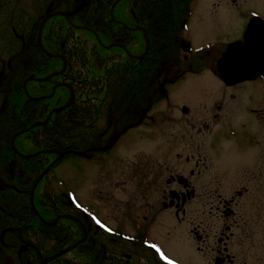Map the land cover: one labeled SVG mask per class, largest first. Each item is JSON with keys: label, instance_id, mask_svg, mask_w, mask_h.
Segmentation results:
<instances>
[{"label": "rangeland", "instance_id": "rangeland-1", "mask_svg": "<svg viewBox=\"0 0 264 264\" xmlns=\"http://www.w3.org/2000/svg\"><path fill=\"white\" fill-rule=\"evenodd\" d=\"M216 1L221 4L213 6L212 0H200L190 23L194 45H212L210 54L214 60L225 44L242 37L248 10H257L264 17V0H242L238 13L229 0ZM225 1L232 7H222ZM238 2L240 0H235L234 5ZM227 9L232 11L227 12ZM55 12L54 16L64 11L51 13ZM73 28L77 30L78 27ZM55 31L54 34L62 39V31L57 28ZM145 44H148L147 38ZM29 48L27 44L26 50L30 51ZM141 50L143 54L139 58L142 59L147 52L146 48L143 50V42ZM91 53L93 55L94 51ZM38 54L42 57L41 52ZM103 55L106 56L105 53ZM167 56L163 52L160 55ZM22 60L20 56V63ZM98 64L102 63L98 61ZM141 64L135 62L132 66L144 74V65ZM98 66L96 62L94 67ZM24 68L27 69L28 64ZM124 69L110 81L120 74L129 84L134 80L141 82L136 71L127 65ZM193 70L195 73H185L183 80L172 87L167 100L164 96L154 99L158 102L148 112L150 125L141 124L133 128L141 123L140 115L137 119L135 117L134 126H129L125 120L130 113L124 114L119 124L114 123L109 142L102 147L104 152L110 149L108 154L102 152L86 158L82 154L81 158L71 159L74 163L64 160L45 179L51 190L67 195L64 197L65 205H74L87 223L95 224L97 228L103 224L111 230L120 229L125 237H137L138 229L145 230L146 241L172 264H217V253L210 248H216L213 238L225 229L224 223L230 226L224 232L232 234L227 248L235 255V264H264V120L252 113V110H258L264 117V79H249L251 81L243 83V86L239 84L230 88L223 86L211 69ZM83 73L77 71L74 75L80 80L75 92L81 95L93 87L91 81L83 84ZM110 84L114 89L123 86L116 81ZM123 90L126 91L124 86ZM109 97L106 94L102 100L109 98V104L113 103L112 96ZM149 97L151 104L153 92ZM36 126L30 124L27 129L34 131ZM128 129L118 142L120 133ZM22 132L25 131H16L15 134ZM86 135V139L92 138L90 133ZM7 136L0 133V151L9 146L10 140H3ZM98 145L95 143L85 154L96 151ZM48 150L41 149L39 154ZM58 150L63 153L60 148ZM53 157L51 155L50 160ZM15 170L23 171L21 167ZM4 183L5 178L0 174V185ZM192 189L193 197L187 199L179 210L174 204L169 206L174 199L171 191L186 196ZM229 200L234 214L225 217L221 212L223 202L220 201ZM32 203L30 200L32 211L43 219L33 197ZM72 217L76 219L74 215Z\"/></svg>", "mask_w": 264, "mask_h": 264}, {"label": "trees", "instance_id": "trees-1", "mask_svg": "<svg viewBox=\"0 0 264 264\" xmlns=\"http://www.w3.org/2000/svg\"><path fill=\"white\" fill-rule=\"evenodd\" d=\"M78 2L79 0H0V133L8 135L5 139L10 140L11 135L16 131L40 120L39 117H43L41 120L45 119L51 107L53 108L67 100L69 90L61 86L58 89L65 91V95L61 99L56 100L54 96L50 99H29L22 90V81L29 75L44 77L54 69H61L62 61L49 57L39 47L37 42L39 26L49 12L59 10L70 12L76 9ZM124 2L121 0L118 6ZM89 3L86 14L75 15L74 21L78 24L89 25L95 30L94 0H90ZM104 19L111 22L107 16ZM56 28L62 31L63 40L54 34ZM101 35L106 43L109 42L110 36L108 34ZM137 39L138 50L141 51L143 40L141 36ZM42 40L50 51L63 52L67 56L70 75L73 74L74 77L76 67L78 72L84 71L83 84H90L89 79L95 82L103 74L109 75L104 88L107 93L103 88L94 89L96 92L91 93L93 95H89V98H85L80 103L77 99V109L73 104L70 108L52 116L47 125L37 126L34 131L30 130L32 135L25 131L15 138L16 148L23 153L40 152L41 149L57 147L73 155L63 157L56 163L50 160L51 155L49 157L48 154L29 158L0 157V174L6 182L0 188V264H37L43 257L53 255L82 237L83 230L77 221L63 217L57 223L50 225L43 222L32 211L30 204L31 188L47 166H51V168L37 184L33 196L38 212L47 221H51L61 214L75 215L87 224L89 233L87 241L44 264H172L146 241L147 233L145 230L138 229L136 231L137 237H125L123 236L124 232L120 229L111 230L103 225H99L97 228L95 224L87 223L73 204L71 207L65 205L64 197L67 198V195L54 192L51 190L52 187L50 189L45 178L62 161L68 159V162L74 163L72 162L74 160L71 159L79 156L77 152L81 151L83 146H85V150H89L98 142V139L93 137L85 139L87 133L92 135L94 128L97 129L93 106L96 105L95 101L98 95L100 100L106 94L108 97L112 96V107L122 111L121 114H117V112L109 109L107 116L109 133H112L113 130L111 123L116 121L119 124L132 104L135 108L137 101H140L141 98L137 99V95L134 94L133 101L130 102L128 101L130 93L127 94L123 87L114 89L110 84L113 81H110L113 75L125 70V63L120 61L114 64L111 62L104 63V65H112V70L109 71H116L112 74L108 71L109 68L106 69V72L100 73L99 68L94 67L96 60L101 55L96 56V48L93 43L98 44L101 51L109 56L111 55L110 51L114 49L101 47L92 31L79 28L75 30L65 17L57 15L50 18L44 25ZM63 42H65L64 47L62 46ZM27 44L30 45V51L26 50ZM135 44L137 45V43ZM93 51L92 55L91 52ZM114 51L122 52L120 50ZM38 52L42 53V57ZM20 56L23 59L22 63H20ZM39 58L43 63L35 62L34 65H31L30 70H25L24 67L27 63L30 66L31 60L37 61ZM85 59H87V63L84 62ZM82 65H84L83 70L80 68ZM119 76L124 75L119 74ZM54 78L58 79L60 75ZM123 82L125 83L126 79ZM74 85L75 87L80 86V80ZM27 88L29 92L37 95L48 94L52 91L47 83L39 81H31ZM125 88L127 89V87ZM81 104L84 106L83 108ZM78 120H84L83 125H79L80 123L72 124ZM69 122H71V126H64L65 123ZM125 122H130L128 117ZM80 127L89 129H81L82 134L85 135L84 138L77 135ZM101 132L103 133V130ZM103 137L107 138L109 135L106 134ZM6 146L2 151L4 154L15 153L10 145ZM13 161H15V167L12 175L8 166ZM17 167H21L23 171L19 173L15 170Z\"/></svg>", "mask_w": 264, "mask_h": 264}, {"label": "flooded vegetation", "instance_id": "flooded-vegetation-1", "mask_svg": "<svg viewBox=\"0 0 264 264\" xmlns=\"http://www.w3.org/2000/svg\"><path fill=\"white\" fill-rule=\"evenodd\" d=\"M120 1L121 0H94L93 14H94L95 19H96L95 20V28H96L95 30L96 31L93 29V27H91L89 25L87 26L85 24H78L74 21L75 15H83L86 12L87 8L90 5V3H89L90 0H79L78 4L76 6V9H74L70 12L73 13V15L71 16L72 24L90 27L92 29L90 31H92L95 34L97 41L99 42L101 47H105L107 49H108V47H110V48H113L114 50L122 51V52L117 53L116 51L113 50V51H110L111 57L109 55L104 56L103 55L104 53L101 51L99 45L96 43H93V46H95V48H96V50H95L96 56L101 55L99 57V59L96 60L97 62L99 61L102 63V64H97L100 66V68L98 66V68H99L98 71L100 73L106 72L107 68H109L108 71L112 70L111 69L112 65H110V66L107 64L104 65V63L111 62V64L112 63L114 64V63L120 61V62H123V64L125 63V66L127 65V68H129L130 70L136 71V75L141 80V82L134 80V81L130 82V84H129L127 82H125V83L123 82L124 76H116L113 79V81L121 82L124 87H127L126 92H127V94L130 93V98L128 101H130V102L133 101L132 98H133L134 94L137 95V99H139V97L141 98L140 101H137L135 108L133 107V104H132V107L129 110H127V113H130V115L132 114L130 117H128V119L130 120V122L128 123L129 126L130 125L134 126V122L137 119L138 115H140L141 123L136 124V126H134L133 128H136V127L140 126L141 124L147 125V126L150 125V123H149L150 120L148 121V119H149L148 112L151 111L153 108H155L156 103L158 102V100L154 101V99L155 98L159 99L160 97L163 98V96H164V99L167 100L169 92L172 89V87L174 85L178 84L179 81L183 80L185 73H195L193 70L194 68L199 69V70L205 69V68L211 69L212 74L215 75V77H217L221 81L223 86L230 87V88H236L237 86H239V84L241 86H243L242 85L243 83L254 80L258 77H261L264 79L263 75H261V76L258 75L257 77H255L251 80H249L250 78H248V79H245L243 81H240V82H237L234 84H226L225 80H223V78L219 75V73L217 71V64L216 63H217L218 58L223 55L222 52L224 51V49L226 48V46L229 43L225 44V47L223 48L222 51H220V53L218 54V56L215 60L212 57V55L210 54V52L212 53V51H213L212 45L205 44V42L203 43V45L205 44V46L194 45V35L190 34V23H191L192 18L194 16L193 14L195 12V9L199 6L200 0H124L125 2L121 6H118V3ZM229 1H230V3H233V5H232L233 10L237 11L235 13H238L239 8H240L238 6L242 3V0H240V2H238L237 5H234L235 0H229ZM212 4L214 6V5H218L221 3H218V1H216V0H215V2H214V0H212L211 5ZM229 5L230 4L226 3V1H225V3L221 6L224 8L232 7ZM124 6H125V9H124ZM221 6H219V7H221ZM231 11L232 10L227 9V12H231ZM210 12H211V10H209V13ZM246 15L248 16L247 23L250 22V20L256 16H259V17L264 19V17L262 16V13H259V12H257V10H254V9L248 10ZM106 16L111 19V22L109 20L104 19V18H106ZM71 22L69 21L68 23H71ZM247 23L243 29L242 37H240V39L235 40V41H242V42L245 41V39L243 38V35H244V33L247 29V26L249 24V23L248 24ZM186 30H187V32H186ZM134 33H137V34L135 35ZM184 33L188 34V35L185 36ZM101 34H103V35L108 34L110 36L109 42L106 43L105 40H103ZM140 36L143 40V50H144V48H146V50H147V52L144 54V57L142 59L139 57L141 54H143V52H142V50L139 51L138 48H136V44H135V43L138 44L137 37H140ZM146 38H147L148 44H145ZM132 41H134V42H132ZM182 43H184L183 46H182ZM64 44H65V42H63V44H62L63 47H64ZM193 46H196V47H193ZM197 46H199V47H197ZM153 52H154V54H153ZM162 52L167 54L168 56L167 57H160ZM63 55L68 61L67 66H66V70H65L67 72H64L63 74H61L60 78H58V79L53 78L52 80H48L45 83H47L50 87V90H52L55 83L66 82V83H69L75 91L74 83H76L79 80H77L76 77H73V74L72 75L69 74V72H70L69 60L65 54H63ZM35 62L36 63H43L41 58H39L37 61L31 60L30 66L28 65V68L25 70H30L31 65H34ZM84 62L87 63V59H85ZM135 62H137V63L142 62L141 65L142 66L144 65V69H145L144 74L142 73L141 69H139L138 67H137V69H135V67L132 66V64ZM63 64H64V61L62 59V67H63ZM81 69L82 70L84 69V65L81 66ZM75 70L77 73V67L75 68ZM53 71L56 72L59 70L54 69ZM53 71H51V72H53ZM108 76L109 75L103 74V75L99 76L95 82H92V80L89 79L92 82L93 87L91 86V90L89 92H88V90H86L87 92H84V95H81L79 93L74 92V94H75L74 107L76 109L78 108V105H76V104H78L77 99H78V102L80 103V101L84 100L85 98L86 99L89 98V95L91 93H95L96 91L94 89H101V88L104 89V85H106L105 82H106L107 78H109ZM24 80H25V78L22 81V88H23L22 90L25 93L26 91L24 90V84H23ZM60 85H58L57 88ZM155 86H157L156 91H155ZM64 87H66V86H64ZM122 87H118V88H122ZM57 88H56L55 93H54V97L56 98V100L58 98H62L65 94V91H63L62 89H57ZM115 89H117V88H115ZM150 89H151V91H150ZM69 91H70V89H69ZM151 92H153L154 98L150 104L151 99L149 96H150ZM29 94L31 96H38L39 95V94L37 95V94L31 93V92H29ZM107 97H108V95H107ZM79 98H81V99L79 100ZM109 98H107V99H109ZM107 99L105 101L100 100V96L98 95L97 100L95 101L96 105L93 106L94 107L93 111L96 114L94 119L97 122L95 124L97 129L94 128V131H93L91 136L93 138L98 139L99 145H98L96 151H92L88 155L84 153L85 158L88 156L94 157L95 154L104 152V151H102V149H103L102 147L109 142L108 137L107 138L103 137L106 134H108L109 136L111 135V133H109V128L107 127V125H108L107 124V116H108L109 109L117 112V114L122 113V111L119 110L118 108L114 109L112 107L113 103L111 102L109 104V101ZM60 104H63V103H60ZM83 107L84 106L82 105V108ZM51 109H52V107H51ZM133 110L135 111L134 113H133ZM186 110H187V108H185L184 112ZM252 113L254 115H256L258 118L261 117V119L264 120V117H262L263 113H261L260 111L252 110ZM135 117H136V119H135ZM103 119H104V123H102ZM77 123H80L79 125H83L84 120L83 121L78 120V122H75V123L73 122V124H77ZM114 123L118 124L115 121V122L111 123V125L114 126ZM68 125H69V123L67 124V127H68ZM81 129H86V130H89V129L81 128V127H80V129H78L77 135L82 136V138H84L85 135H84V133L82 134ZM130 129H132V128H130ZM130 129L124 131L123 133H120L121 136L118 137L117 141L119 142V140L124 135H126V133ZM102 130H103V133L101 132ZM85 139H86V137H85ZM3 140H6V139H3ZM3 142H5V141H3ZM10 147L13 150V147L11 145H10ZM84 147L85 146L82 147L83 149L81 151L85 150ZM3 149H4V147H3ZM73 151H76V150H73ZM109 151H110V149H107V150H105L104 153L108 154ZM79 152L80 151H78L77 153H79ZM1 153H2V150L0 151V156H2V157H26V156L20 155L18 153H12V154H3L2 153V155H1ZM29 153H39V152L36 151V152H29ZM63 153H64L63 156L61 155L62 157H67L68 155H73V154L67 153L66 150H64ZM86 153H87V151H86ZM39 155H41V154H39ZM78 155H79L78 157H80V158L83 157L80 154H78ZM56 156H57V154H56ZM61 156H59V157H61ZM107 156L108 155H106L105 157H107ZM100 160L104 161V159H100ZM185 185H188V184H185ZM171 195H172V197H174L173 200L175 201V203L172 200L170 202L169 206H172L174 204V206L176 208H178V210H179L180 206L181 207L184 206L187 199L193 197L194 191H193V189L191 191L189 190V192L186 194V196H184L180 192L177 193L175 191H171ZM220 202H223L221 204L222 215H224L225 217L232 216L234 214V210L229 207L230 200H229V202H227V201H220ZM225 217H223V219H225ZM224 225H226L225 229L220 231L219 236L217 238H213V241H214L213 243H215L216 248H214L215 246H212L210 248V251H212V252L216 251V253H217L216 259H218V261H216L217 264H235V255L232 252H230L227 248V242H228L230 236H232V234L228 235L224 232V230L228 231L230 229V226H228L226 223H224ZM198 238H201V236H198ZM219 245H222V248H220ZM207 247H209V246L207 245Z\"/></svg>", "mask_w": 264, "mask_h": 264}, {"label": "bare ground", "instance_id": "bare-ground-1", "mask_svg": "<svg viewBox=\"0 0 264 264\" xmlns=\"http://www.w3.org/2000/svg\"><path fill=\"white\" fill-rule=\"evenodd\" d=\"M51 12H49L48 14H50ZM47 14V15H48ZM73 15V13H71V16ZM46 16V15H45ZM52 16H54V15H51L50 16V18L52 17ZM57 16V15H56ZM59 16H63V17H65L66 19H67V21L69 20L70 22H71V16L69 17L68 16V12L67 11H64L63 13H61V14H59ZM50 18H48L47 20H46V22L50 19ZM44 19V18H43ZM68 21V22H69ZM46 22L43 24V26H42V32H41V37H40V42H41V45H42V47L39 45V43H38V45H39V47L42 49V51L46 54V55H48L49 57H51V58H56V59H60L61 61H62V59H63V61H64V64H63V67L61 66V69L59 70V71H56V72H51V73H49L48 75H46V76H44V77H48V76H50L49 77V79H46V80H43V78L44 77H36L35 75H29L28 77H26L25 78V80H24V82H23V84H24V90L27 92V97L29 98V99H50V98H52L53 96H54V93H55V90H56V88H57V86L58 85H60L61 87H64V86H66L65 88H69L70 89V91H69V96H68V98H67V100L63 103V104H59V105H57V106H55V107H53L50 111H49V113H48V115H47V117L45 118V119H43V120H36V121H34L33 123H30L31 125L33 124V125H35L36 126V122H38L39 124H37V126H45V125H47L49 122H50V120H51V118H52V116H54L56 113H58V112H60V111H62V110H65V109H68V108H70L73 104H74V100H75V94H74V89H73V87L69 84V83H66V82H62V83H59V82H57V83H55L54 84V86H53V88H52V91L50 92V93H48V94H44V95H38V96H31L30 94H29V90L27 89V86H28V84L31 82V81H39V82H46V81H48V80H52L54 77H56V76H59V75H61V73H63V72H65V70H66V66H67V63H68V61H67V59L64 57V53L63 52H52V51H50L44 44H43V40H42V34H43V29H44V25L46 24ZM41 23H42V21H41ZM40 23V24H41ZM72 27H78L79 29H81V30H92L90 27H87V26H80V25H76V24H72V22L71 23H69ZM39 31V30H38ZM37 42H38V35H37ZM245 42V44H246V40L244 41ZM245 44H244V46H245ZM248 47L249 46H247V49H248ZM110 47H108V49H109ZM229 48V47H228ZM241 56V55H240ZM240 56H238V57H240ZM229 61V59L228 58H226L225 56H223L222 55V57H221V59H220V62H219V65H217V71H218V73H219V75L223 78V80H225V82H229V81H232V83L234 84V83H237V82H240V81H243V80H245V79H248V78H251V73L250 72H252V71H254V70H256L258 67L256 66V64L254 63V64H252V66H250V67H246V66H242L241 64H239L237 61H232V63L231 64H227L226 65V67H222L221 66V62H228ZM251 70V71H250ZM63 71V72H62ZM258 73V72H257ZM259 73H261V75H264V72L263 71H259ZM253 77V76H252ZM59 86V87H60ZM67 88V89H68ZM58 89V88H57ZM68 89V90H69ZM25 92V93H26ZM76 93V92H75ZM29 124V125H30ZM36 126V127H37ZM31 129H27V127H25V128H23V129H21V130H19V131H26V132H29ZM20 134V133H19ZM19 134H17L16 136H18ZM15 135V133L11 136V138H10V141H9V145H13L12 147H13V150H14V152L15 153H18V154H20V155H23V156H26V157H35V156H37V155H39V153H23V152H21L19 149H17L16 148V146H15V138H16V136L14 137V139L12 140V137ZM59 148H55V147H52V148H49V150L48 151H44V152H42V154L43 153H47V154H50V155H54V157L52 158V161H56V159L59 157V156H63V154L64 153H62V151H60V150H58ZM92 149L90 148L89 150H85V151H80L78 154H80V155H82V154H84V153H86V151L87 152H89V151H91ZM62 153V154H61ZM67 153H69L68 151H67ZM4 154V153H3ZM56 154H57V156H56ZM56 156V157H55ZM60 157L59 158V160H61L63 157ZM58 160V161H59ZM57 162V161H56ZM14 167H15V161H13L12 163H10L9 164V168L11 169V171H12V175H13V170H14ZM37 180V179H36ZM36 180H35V182H36ZM39 180V179H38ZM38 180H37V182H38ZM37 182H36V184H37ZM1 186L2 185H0V188H1ZM37 186V185H36ZM36 186H35V188H36ZM35 188H34V190H35ZM31 193V192H30ZM59 216H61V215H58L57 217H59ZM75 216V215H74ZM57 217L55 218V219H57ZM63 217H66V216H62V217H60V218H63ZM66 218H71V217H66ZM75 218L76 219H73V218H71V219H73V220H75V221H79V220H81L80 218H78V217H76L75 216ZM55 219H53V220H51V221H47V220H45V219H41L43 222H45V223H47V224H50V223H52V222H54L55 221ZM78 219V220H77ZM55 223H57V221L55 222ZM55 223H53V224H55ZM79 224H80V226L82 227V230H83V233H82V237L79 239V240H77V241H75L72 245H73V248H75L76 246H78L79 244H82V243H84L85 241H87V238H88V233H89V230L87 229L88 227L86 226V224L84 223V221H82L81 220V222H78ZM50 225H52V224H50ZM71 246V245H70ZM69 247V246H68ZM67 248V247H66ZM72 248V249H73ZM65 249V248H64ZM61 250H63V249H60L59 251H57L55 254H57V253H60L61 252ZM60 256V255H59ZM59 256H57V257H55V258H58ZM44 258V257H43ZM42 258V259H43ZM55 258H53V259H55ZM53 259H51V260H53ZM51 260H49V261H51ZM41 261V260H40ZM46 262H48V261H46ZM46 262H44V263H46ZM43 263V264H44ZM38 264V263H37Z\"/></svg>", "mask_w": 264, "mask_h": 264}, {"label": "water", "instance_id": "water-1", "mask_svg": "<svg viewBox=\"0 0 264 264\" xmlns=\"http://www.w3.org/2000/svg\"><path fill=\"white\" fill-rule=\"evenodd\" d=\"M56 13L57 12L50 13V14L46 15L44 17V19L42 20V23L39 26L38 43L41 47H42V45L40 42V37H41V32H42V26L46 22V20L48 18H50L51 15H55ZM243 38L247 41L246 44H245V42H242V41H234V42H232L226 46V48L222 52V54H223V56L228 58L229 61L228 62H221V66L226 67V65L231 64L232 61H237L242 66H246V67H250V66H252V64L255 63L258 68L256 70L250 72L251 73L250 79H253V78L257 77L258 75L261 76V73H259V71L264 72V19L259 17V16H256L253 19H251L248 26H247V29L243 35ZM244 44H245V46H244ZM247 46H249L248 49H247ZM227 47H229V48H227ZM238 56H240V57H238ZM221 57L218 58L217 63H216L217 65H219ZM50 76L44 77L43 80L49 79ZM226 83L227 84H233L232 81H229ZM16 135L17 134H15L12 137V140L14 139V137ZM59 158L60 157H58L56 160H58ZM49 167L50 166H47L46 169H44L41 172V174L38 176L37 180L42 177V175L45 173V171ZM37 180H36V182H37ZM36 182L33 184L32 188H31V193H30L31 203H32L34 188L37 185ZM62 216L73 218L71 215H68V214L61 215V216L57 217V219H55V221L50 223V224L55 223L58 220V218H60ZM71 248H73V245L61 250L60 253H57V254L54 253L53 255L46 256L43 259H41V261L38 264H43L46 261H49V260H51V259H53L59 255H62Z\"/></svg>", "mask_w": 264, "mask_h": 264}]
</instances>
